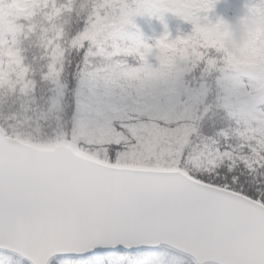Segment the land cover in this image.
<instances>
[{"label": "snow or ice", "instance_id": "snow-or-ice-1", "mask_svg": "<svg viewBox=\"0 0 264 264\" xmlns=\"http://www.w3.org/2000/svg\"><path fill=\"white\" fill-rule=\"evenodd\" d=\"M216 2L0 0V247L264 264V34L233 59ZM169 12L191 31L129 30Z\"/></svg>", "mask_w": 264, "mask_h": 264}, {"label": "clouds", "instance_id": "clouds-1", "mask_svg": "<svg viewBox=\"0 0 264 264\" xmlns=\"http://www.w3.org/2000/svg\"><path fill=\"white\" fill-rule=\"evenodd\" d=\"M218 18L222 23L215 32V39L233 59L246 57L257 36L264 34V7L257 10L247 7L242 15Z\"/></svg>", "mask_w": 264, "mask_h": 264}, {"label": "rangeland", "instance_id": "rangeland-1", "mask_svg": "<svg viewBox=\"0 0 264 264\" xmlns=\"http://www.w3.org/2000/svg\"><path fill=\"white\" fill-rule=\"evenodd\" d=\"M260 0H217L212 11L208 13L209 17L215 21L218 17H233L239 16V10L247 11L246 5L250 3H259ZM136 27H130L129 30L133 33H139L149 44H154V37L161 35L165 31V27L173 37L178 31H191V25L181 20L172 13H164L163 20L159 14L142 15L133 18Z\"/></svg>", "mask_w": 264, "mask_h": 264}, {"label": "trees", "instance_id": "trees-1", "mask_svg": "<svg viewBox=\"0 0 264 264\" xmlns=\"http://www.w3.org/2000/svg\"><path fill=\"white\" fill-rule=\"evenodd\" d=\"M245 11L239 10L238 15ZM183 33H189L184 31ZM103 257L110 260L111 264H193L189 259L167 250L160 251H143L139 253L126 254H107L88 258L64 257L56 259L52 264H84L88 259ZM0 264H27L23 260L8 254L0 252Z\"/></svg>", "mask_w": 264, "mask_h": 264}, {"label": "water", "instance_id": "water-1", "mask_svg": "<svg viewBox=\"0 0 264 264\" xmlns=\"http://www.w3.org/2000/svg\"><path fill=\"white\" fill-rule=\"evenodd\" d=\"M161 249H168L174 253H177L179 255H182L186 258H188L189 260H191L194 264H198V261L196 259V257L189 251L180 248L168 241L165 240H161L159 242H155V243H140V244H135L132 245L131 247H126L123 244H119L115 247H108V248H97L94 252H92L91 254H88L86 256H76L73 254H65V253H54L52 256H50L47 260V264H52L54 260L58 259V258H62V257H74V258H87V257H94V256H100V255H107V254H126V253H139V252H143V251H158ZM0 251L2 252H6V253H10L13 254L19 258H21L22 260H24L25 262H27L28 264H32V261L24 256L23 254L13 251V250H9L7 248L4 247H0ZM204 264H217V261L215 260H205Z\"/></svg>", "mask_w": 264, "mask_h": 264}]
</instances>
